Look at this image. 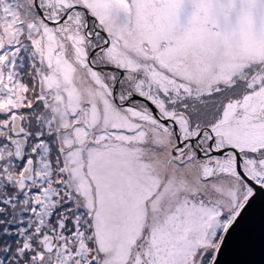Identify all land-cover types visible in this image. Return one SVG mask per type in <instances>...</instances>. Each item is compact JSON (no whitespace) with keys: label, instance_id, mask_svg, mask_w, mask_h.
<instances>
[{"label":"snow or ice","instance_id":"6c2138e0","mask_svg":"<svg viewBox=\"0 0 264 264\" xmlns=\"http://www.w3.org/2000/svg\"><path fill=\"white\" fill-rule=\"evenodd\" d=\"M0 264H264V0H0Z\"/></svg>","mask_w":264,"mask_h":264},{"label":"water","instance_id":"95a60500","mask_svg":"<svg viewBox=\"0 0 264 264\" xmlns=\"http://www.w3.org/2000/svg\"><path fill=\"white\" fill-rule=\"evenodd\" d=\"M255 259H259V255L257 254V256L255 257Z\"/></svg>","mask_w":264,"mask_h":264}]
</instances>
